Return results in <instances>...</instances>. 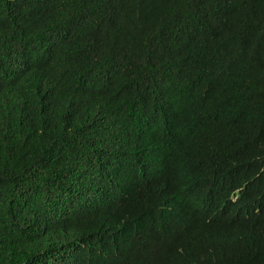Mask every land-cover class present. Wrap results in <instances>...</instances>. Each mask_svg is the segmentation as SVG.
I'll use <instances>...</instances> for the list:
<instances>
[{
	"label": "trees",
	"instance_id": "16d2710c",
	"mask_svg": "<svg viewBox=\"0 0 264 264\" xmlns=\"http://www.w3.org/2000/svg\"><path fill=\"white\" fill-rule=\"evenodd\" d=\"M0 264H264V0H0Z\"/></svg>",
	"mask_w": 264,
	"mask_h": 264
}]
</instances>
